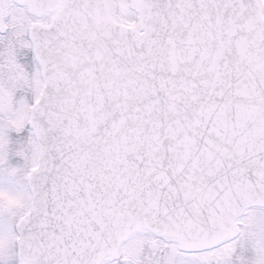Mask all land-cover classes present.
Instances as JSON below:
<instances>
[{
  "label": "snow or ice",
  "instance_id": "snow-or-ice-1",
  "mask_svg": "<svg viewBox=\"0 0 264 264\" xmlns=\"http://www.w3.org/2000/svg\"><path fill=\"white\" fill-rule=\"evenodd\" d=\"M0 264H264V0H0Z\"/></svg>",
  "mask_w": 264,
  "mask_h": 264
}]
</instances>
